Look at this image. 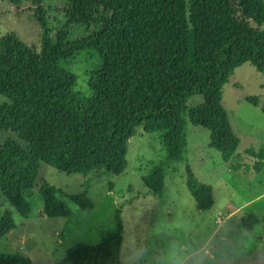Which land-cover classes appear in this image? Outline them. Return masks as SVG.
<instances>
[{
    "label": "trees",
    "instance_id": "1",
    "mask_svg": "<svg viewBox=\"0 0 264 264\" xmlns=\"http://www.w3.org/2000/svg\"><path fill=\"white\" fill-rule=\"evenodd\" d=\"M64 1V29L52 33L39 0H32L43 30L40 50L13 34L0 39V94L10 101L0 106V137L12 133L27 144L25 149L12 139L0 143V193L23 220L31 215L35 189L48 218L70 217L60 195L80 210L92 209L87 193L68 196L41 180L42 167L67 175L119 176L127 167L128 141L138 127L158 134L165 152V161L143 179L159 198L165 162L182 155L180 114L193 96L203 103L185 110L190 124L207 130L209 148L238 171L233 160L240 140L222 105V89L245 63L264 75V32L259 29L264 24L263 0ZM77 27L85 28L86 36L68 43L67 33ZM82 57L97 59L89 96L75 91L77 76L67 69ZM246 101L257 103L254 97ZM28 105L36 109L35 120ZM258 158L264 159V146ZM187 174L196 208L210 210L212 188L190 170ZM257 222L250 215L242 224L252 228ZM114 223L115 229L101 234L98 245L74 247L64 263L121 264L120 210ZM15 228L11 212H5L0 239ZM0 264L33 263L18 254H0Z\"/></svg>",
    "mask_w": 264,
    "mask_h": 264
},
{
    "label": "rangeland",
    "instance_id": "2",
    "mask_svg": "<svg viewBox=\"0 0 264 264\" xmlns=\"http://www.w3.org/2000/svg\"><path fill=\"white\" fill-rule=\"evenodd\" d=\"M38 7L45 12L50 32L64 29V0H39ZM259 29L264 32V24ZM7 34L40 50L43 30L34 17L32 0H0V39ZM86 34L85 28L77 27L67 33V42L80 40ZM190 62L193 63L192 49ZM96 67L95 58L82 57L68 63V71L77 76L76 92L90 95L88 81ZM251 97L257 99L256 105L246 101ZM7 103L9 98L0 94V106ZM202 103L200 96L183 103L180 115L184 148L180 159L165 162L159 198L145 187L143 179L165 161V152L158 134L144 133L138 127L128 141L127 167L119 176H97V172L89 176L67 175L42 167L41 180L68 196L87 193L92 209L80 210L60 195L70 217L48 218L41 213L42 204L35 189L32 212L25 221L0 193V220L9 211L16 226L8 236L12 244L1 242L0 254H18L33 264H65L68 251L79 245H98L101 234L113 231L115 212L120 210L121 264H264V159L260 162L258 158L264 146V75L245 63L234 70L222 89V105L240 140L233 160L238 171L231 170L221 155L209 148L207 130L190 124L185 110ZM27 110L35 120V107L28 105ZM7 139L27 148L12 133L1 135L0 143ZM188 170L212 188L214 203L210 210L196 208L187 189ZM250 215L258 222L247 228L242 221Z\"/></svg>",
    "mask_w": 264,
    "mask_h": 264
},
{
    "label": "crops",
    "instance_id": "3",
    "mask_svg": "<svg viewBox=\"0 0 264 264\" xmlns=\"http://www.w3.org/2000/svg\"><path fill=\"white\" fill-rule=\"evenodd\" d=\"M42 213V212H41ZM12 233H14L13 231L11 233H9L8 235H6L5 237H3L1 240H0V243H8V245L12 244L10 243V240H8V236L11 235ZM21 241H24V239L21 237L20 238Z\"/></svg>",
    "mask_w": 264,
    "mask_h": 264
}]
</instances>
